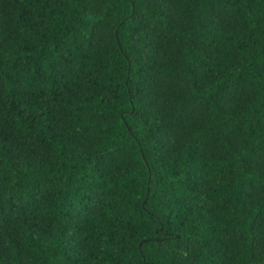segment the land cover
<instances>
[{"label": "trees", "instance_id": "16d2710c", "mask_svg": "<svg viewBox=\"0 0 264 264\" xmlns=\"http://www.w3.org/2000/svg\"><path fill=\"white\" fill-rule=\"evenodd\" d=\"M0 264H264V0H0Z\"/></svg>", "mask_w": 264, "mask_h": 264}]
</instances>
